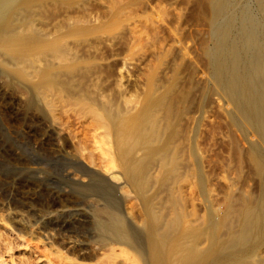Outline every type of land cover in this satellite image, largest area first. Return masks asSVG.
<instances>
[{"label":"bare ground","instance_id":"1","mask_svg":"<svg viewBox=\"0 0 264 264\" xmlns=\"http://www.w3.org/2000/svg\"><path fill=\"white\" fill-rule=\"evenodd\" d=\"M33 1L35 0H23L21 4L14 5L15 7L5 9L7 0H0V53L5 55L0 61V77H19L28 81L33 92L30 99L32 104L49 105L48 89L56 90V93L59 92L57 90H65L72 98L87 99L89 112L99 118L98 125L91 124L88 132L87 129L81 131L83 132L81 136L89 139L85 140L87 145L90 141L91 147L88 150L91 151V153L89 151L90 157L93 155V158L91 157L93 165L96 163L94 158L98 160L97 166L94 168L84 166L85 169L72 175L82 185L86 183L88 185L98 179H93L92 175L94 171L92 169L98 168L96 170L102 174L104 177L102 179L112 184H118L122 180L120 182L122 186L128 187V193L133 194L138 217L132 219L137 227L133 229L114 202L99 194L102 203L91 208L93 230L111 240L112 244H122L135 250L140 264H264V258L258 253L260 247L264 245V0H206L207 10H205L210 13L211 17L208 41L210 43L203 50L207 62L208 78L200 80L199 77L200 81L198 80L197 83L195 62L189 60L188 63L187 59L184 60L187 56L186 48L175 45L178 47L174 51L177 57L175 53L172 56L177 59L175 58L176 61H173L172 66L179 67L183 60L185 64H189V73L191 72L188 74L189 81L185 80V75L183 78L188 85L180 86L178 78L172 76L167 85L163 83L165 85L163 89H160L161 84L158 89L156 88L157 90H154L153 73L149 77L151 83L142 101L138 102V105H132L128 98L124 99L120 106L115 104L117 102L114 99L116 98L115 93L114 98L110 97L104 94L106 90H102L98 85L89 87L85 83L86 87H78L77 81H75L77 87L72 84L74 74L62 70L59 65L69 66V63H73L74 54L71 59L70 49L61 42L60 36H49L50 33L45 34L44 29L41 30L37 26V28H32L31 20L23 15L21 5L30 10L34 7ZM110 2L113 5L111 0ZM115 4L117 3L114 0V7H116ZM37 7L41 8L39 5ZM76 7L75 11H77ZM26 11L25 14H27ZM80 12L84 13V11ZM29 13L31 14L30 11ZM128 16L131 17V13ZM85 17L88 20L87 16ZM23 22L24 27L28 26V29L27 27L22 28ZM151 25L148 27V33L151 28L148 35L153 38L151 43L154 46L152 47L160 50L164 39L160 37L161 31L159 30L162 29H158L157 25ZM25 30L33 31V34L29 35ZM167 37L169 38L165 44L169 43V49L175 48L174 44H180L176 34L170 36L168 34ZM159 53L160 51L158 56ZM40 61L41 65H35V62ZM161 74L164 73L161 72ZM160 78L161 76L159 80ZM195 89L198 92L200 90L202 97V101L199 99L201 104L198 105L200 110L198 118L196 115L198 108L193 98ZM147 93H149L148 96ZM119 96L122 95L119 94ZM197 96L195 100H198ZM214 96L226 105L224 112L227 120L222 126H234L241 129L240 136L247 143L245 148L240 144L242 141L240 142L241 139L238 140V137L228 136L227 133L220 134L219 126L218 132L216 131L219 135L215 140L222 145V155L224 153L227 161L237 163L247 159L258 179L259 187L258 193L253 198H245L247 195L234 198L228 189L222 200L223 209L219 211L217 204L215 205L217 208L208 204L205 221L197 225V196L195 194H197L198 185L202 194L208 199L209 176L202 169V163L206 160L205 157L210 156L207 149L205 151L199 148L197 139L203 133L200 125L204 118L205 107L211 102L206 103L209 101L208 98H214ZM214 100L212 99V102ZM208 112L207 110L206 113ZM209 114L212 116L211 112ZM204 122L205 125L210 123L206 120ZM56 124L59 125V123ZM98 129H102V132H98ZM230 130H232L231 127ZM200 131L201 134H199ZM89 132L90 135H87ZM60 133L58 132L57 135L59 136ZM252 135L256 136V140L251 139ZM72 137L74 135L71 139ZM71 143L74 149L72 158L81 161L82 151H85L84 148L87 146L78 144L77 139L71 140ZM213 177L216 178L214 175ZM185 183H188V187L192 189L188 209L181 194ZM93 200L91 198L89 201ZM21 203H14L13 208H8L9 211L6 210L5 215L0 214V238L12 236L6 217H16L19 226L26 232L31 233L35 230L29 219L16 209L22 206ZM56 204L61 207V212L53 214L54 217L69 212L67 211L68 203L58 199ZM40 212L44 216L50 215L49 211ZM49 226L39 227L40 234L47 241L51 240L54 235ZM201 237L206 238L207 245L205 243V246H201L197 241ZM20 245L21 249H19L29 254L30 261L25 259L27 262L24 261V264H98L97 257L89 258L87 261L70 259L46 249L45 243L42 242L32 248L28 244L21 243ZM66 245L70 246L72 242L67 240ZM6 252L5 254L8 255ZM113 258L109 257V264ZM114 261L119 262L116 258L113 264ZM124 261H121V264ZM19 262L13 261V258L8 256V259L1 260L0 264H22L23 261Z\"/></svg>","mask_w":264,"mask_h":264},{"label":"rangeland","instance_id":"2","mask_svg":"<svg viewBox=\"0 0 264 264\" xmlns=\"http://www.w3.org/2000/svg\"><path fill=\"white\" fill-rule=\"evenodd\" d=\"M22 1L7 0L5 9H8V7L13 8L21 4ZM109 1H107L108 4L106 5V0H35L32 2L35 8L31 7L30 10L24 5H21V10L24 11V14L22 11L21 14L26 17L28 16L33 24L32 28L38 27L41 30L44 29L43 32L45 34L50 33L49 36H60L61 42L70 49L72 55L69 57L71 59L74 54L72 59L73 63H69V66L59 65L62 67V70L74 74L75 78H72V84H75V81H77L78 87H86V84L89 87L98 85L102 90H106L104 94L113 98L115 93L116 98L114 99L115 102L117 101L115 103L116 105L118 104L117 106H120L122 101L128 98L130 104L138 105L145 97L147 88L151 83L149 82V77L153 73L154 77L152 82L155 84L154 90H157L161 84L160 89H163L162 87L171 81L172 76L178 78L180 86L188 85L185 80L189 81L188 74L191 72L189 73L190 68L188 63L191 60L197 66V83L199 77L200 80L208 78L206 69L207 62L203 55V50L210 43L208 41L211 17L205 8L206 0H115L117 3L115 4L116 7H114V0H111L113 5ZM120 1L121 3H119ZM37 5L41 8L39 9ZM75 7L77 11H75ZM112 7L114 8L112 9ZM105 8L107 10L110 9L107 11ZM79 10L84 11L85 14H82ZM25 11L27 14H25ZM87 12L88 14L90 13L89 16ZM130 13L131 17L128 16ZM94 15L97 20L94 19ZM85 16H87L88 20ZM71 18L73 19L71 20ZM156 20L158 21L155 22ZM22 24L23 29H26V27L27 29L29 28L28 26L24 27V22ZM151 24L157 25L158 29H162L159 30L161 31L160 37L164 39L162 40L163 45L161 43L162 47L160 50L153 49L155 47H152L153 43L151 42L153 38L151 35H148L151 32V28H149L148 33V27ZM25 31L29 35L33 34V31ZM168 34L169 36L176 34L179 40L180 44H174L173 46L175 48L173 49H169V43H167L168 46L165 44L169 38L167 37ZM175 45L186 48L187 56H185L184 60H188L186 64L183 60L177 68L172 66L174 64L173 61H176L175 58L177 57V53L174 51L178 47ZM159 51L160 53L162 52V54L159 53L160 57L158 56ZM174 53L176 57L173 58L172 55ZM4 57V53H0V61ZM40 63L41 61L35 62V65H41ZM165 68L166 71H164ZM184 71L185 73H183ZM161 72L164 74H161ZM184 75L187 78L185 80L183 79ZM160 76L161 78L159 80ZM164 80L167 82L165 83ZM29 85L28 81L26 82L19 77H0V214L5 215L9 211L8 208H13L14 203L22 202V206H18L16 209L20 210L19 212L29 219L34 225V231L36 232H26L19 226L16 217H6L8 226L12 231V236H3V238H0V261L6 258L8 259V256H11L13 261L20 263L19 261L21 260L23 261L22 264H24V261L27 262L30 259L29 254L27 255L26 252L20 250V244H28L32 248V246L39 245L42 242L45 243L46 249L74 260L87 261L89 258L93 259L97 257L98 259L96 261L98 264H109V257L113 258L116 255L113 260L116 258L119 262L114 261V264L117 262V264H121L123 260H125L123 264H140L139 256L138 254L136 255L137 252L135 250L122 244H112L111 240L96 233L91 225V208L92 206H96V204L100 205L102 203L99 199V194H102L108 200L114 202L133 229L137 228L133 221L135 219L133 217H138L136 202L133 194L128 193V187L122 186L120 183L122 180L118 184H112L108 180L102 179L104 177L96 170L98 168L92 169L94 170L92 172L93 179H98L88 185L87 183L82 185L72 175L74 173L78 174L80 170L86 167L94 168L97 166L96 163H98L95 157L96 155L94 154L96 163L93 165V155L91 158V151L88 150L91 147L90 141H88L89 144L87 145L86 141L89 139H84L81 136L83 133L81 131L87 129L88 132L91 124L98 125L100 122L98 117H94L89 112L88 100L72 98L65 90H63L64 92L57 90L59 92L56 93V90L50 89V91L48 89L47 97L49 105L46 106L40 103L32 104L30 99L33 92ZM195 90L194 92L197 93H194L193 98L197 104L198 109L196 115L198 118L200 115L198 105L201 104L202 97L200 90V94ZM119 94L122 96H119ZM148 95L149 93H147ZM196 95H198V100H195ZM51 98L54 99L52 100ZM210 98H208L209 101L207 100L208 103L206 104L211 103L208 106L206 105L205 113L203 114L204 118L200 125V130L203 133L200 131L199 134L202 133L201 136L204 139L200 135L197 139L199 140L197 141L199 148L205 151L207 149V153L209 152L208 155H210L207 156L209 159L207 157L204 158L207 161L202 159V169L209 176V180L207 181L209 195L207 199L197 185V194H195L197 196H195L197 198V225L205 221L208 204L214 205L213 207L218 205L219 211L223 209L222 207L224 205L222 200L228 189L234 198L238 196L245 197L246 195L245 198H253L258 193L259 187L258 179L254 175L253 169L247 159L242 160L241 163H237L235 161H227L224 158V153L222 155V145H220L219 141L217 143V140H215L219 133H227L228 136L238 137V140L241 139L240 142L242 141L240 144L245 148L247 143L240 136L242 134L241 129L230 126L232 128L230 130V127L222 126L227 120L224 112L226 105L222 100L216 98V96H214L215 100L213 97ZM212 99L215 102H212ZM207 110L211 112L212 116H210L209 112L206 113ZM208 115L209 118H207ZM204 120L206 122L209 121L211 124L206 123L205 125ZM56 123H59V125ZM219 126L221 129L219 128V133L217 134ZM208 127L212 129H208ZM220 130L222 131L220 132ZM97 131L102 132V129H98ZM58 132L62 134L60 133L58 136ZM70 133L75 138L72 137L71 139L72 135ZM212 134L215 136L214 138ZM87 135H90V132ZM73 139H77L78 144H83V146L85 145L84 147L87 146L86 148L82 146L86 150L82 151L81 161L72 158L74 149L71 140ZM251 139L256 140V136L252 135ZM188 186L189 184L185 183L181 190L187 209L189 208V197L192 196L190 195L192 189ZM91 198L92 200L94 198V200L89 201ZM58 199L69 204L67 207V211L69 212L65 215H55L56 218L53 214L61 212V207L56 204ZM40 211H49L50 215L44 216ZM43 225H50L49 229L54 234L53 238L49 241L45 240L39 232V227ZM67 240L72 242V245L65 246ZM197 241L201 246H205V243L207 245L205 237H201ZM5 251H7L6 253L8 255L5 254ZM258 253L264 258V245L260 247ZM122 258L124 259L122 260ZM113 260H110V264H113Z\"/></svg>","mask_w":264,"mask_h":264}]
</instances>
